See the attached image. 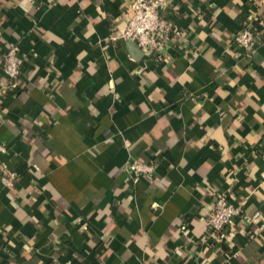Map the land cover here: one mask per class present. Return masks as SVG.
Returning <instances> with one entry per match:
<instances>
[{
    "label": "crops",
    "instance_id": "1",
    "mask_svg": "<svg viewBox=\"0 0 264 264\" xmlns=\"http://www.w3.org/2000/svg\"><path fill=\"white\" fill-rule=\"evenodd\" d=\"M166 1L185 37L164 62L109 39L131 0H0V264H264V0ZM228 190L260 222L207 249Z\"/></svg>",
    "mask_w": 264,
    "mask_h": 264
},
{
    "label": "built area",
    "instance_id": "2",
    "mask_svg": "<svg viewBox=\"0 0 264 264\" xmlns=\"http://www.w3.org/2000/svg\"><path fill=\"white\" fill-rule=\"evenodd\" d=\"M168 6L166 0H131L129 15L112 28L109 39L112 42L118 40L131 42L144 55L152 56L158 61H169L171 58L169 50L172 42L177 38L185 37V33L173 20L167 17ZM254 20H256L254 16H249L250 24L237 32L234 37V44L247 51L251 50L257 43V33L251 24ZM33 57H35L34 52ZM2 59V68L8 80L5 91L16 92L19 90L23 66L26 61L31 60V57L28 54H22L17 45L7 48ZM0 150L5 151V147L2 146ZM157 169L158 166L155 164L131 162L127 165L126 171L134 181L139 178L154 177ZM1 180L3 185L10 190L15 186L18 177L13 172H5ZM230 195L229 190L219 193L206 218L208 232L204 238V243L207 249L218 250L219 247L223 246L229 240L230 232H232L238 218L247 224L260 222V214L247 215L245 209L233 203Z\"/></svg>",
    "mask_w": 264,
    "mask_h": 264
}]
</instances>
